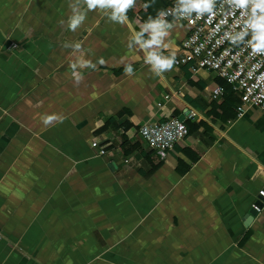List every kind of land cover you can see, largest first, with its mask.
<instances>
[{"label":"crops","instance_id":"obj_1","mask_svg":"<svg viewBox=\"0 0 264 264\" xmlns=\"http://www.w3.org/2000/svg\"><path fill=\"white\" fill-rule=\"evenodd\" d=\"M73 3L0 0V264H264V210L249 215L264 111L237 117L212 100L213 72L157 76L131 41L143 1L126 25L81 4L75 32ZM186 34L171 30L163 54L177 57ZM81 58L105 64L76 83ZM184 112L188 136L158 159L140 127ZM52 114L62 122L45 125Z\"/></svg>","mask_w":264,"mask_h":264},{"label":"clouds","instance_id":"obj_2","mask_svg":"<svg viewBox=\"0 0 264 264\" xmlns=\"http://www.w3.org/2000/svg\"><path fill=\"white\" fill-rule=\"evenodd\" d=\"M81 4L86 6L87 11L103 10L111 21L126 25L129 23L127 14L137 6V0H74L71 5L73 15L68 24L70 31L75 32L79 29L87 18V11H78ZM151 6V3H145L143 8L147 10ZM168 17L172 19L169 20ZM200 20H204L206 24L216 22L212 29L213 34L225 29L218 43L227 41L232 47L240 49L238 56L246 51L249 58H264V0H175L173 7L159 9L155 17L149 16L140 26V31H134L131 41L144 50L145 63L160 76L172 70L176 64L174 52L170 55L163 54V50L169 48L165 40L170 36L171 30L182 21H187L188 25H195ZM64 47L79 52L81 57L84 55L80 43H66ZM228 54L229 50L226 49L223 55ZM97 63L104 65L105 61L101 58ZM97 63L83 58L72 63L70 67L75 82L79 83L83 79L78 69L95 70ZM125 72L128 75L134 74L131 65L125 67ZM53 122H62V117L52 114L43 118L45 125Z\"/></svg>","mask_w":264,"mask_h":264},{"label":"built area","instance_id":"obj_3","mask_svg":"<svg viewBox=\"0 0 264 264\" xmlns=\"http://www.w3.org/2000/svg\"><path fill=\"white\" fill-rule=\"evenodd\" d=\"M174 4L175 1L167 8L173 7ZM168 19L171 20L172 17ZM218 19L219 17L217 22ZM215 23L206 24L204 20H200L195 25H188L187 21L180 22L187 27V34L181 42L180 54L176 57L174 66H187L192 71L206 70L215 73L238 95L239 103L235 107L237 117L248 108L264 111V58H249L246 51L238 56L240 49L232 47L227 41L218 43L225 29L213 34ZM226 49L229 50V54L223 55ZM224 94V87L218 85L212 89L211 99L217 101ZM161 105L157 103V107ZM188 119H193V115H189ZM185 120L171 118L160 123H147L140 127L138 133L156 157L164 159L168 149L188 136L189 130ZM103 153L104 151H101V154ZM251 209L256 214L264 210V190L259 191Z\"/></svg>","mask_w":264,"mask_h":264},{"label":"trees","instance_id":"obj_4","mask_svg":"<svg viewBox=\"0 0 264 264\" xmlns=\"http://www.w3.org/2000/svg\"><path fill=\"white\" fill-rule=\"evenodd\" d=\"M144 3H151L152 6L149 7L147 10H145L144 8H142L139 12L135 13L133 18H132V22L134 24V28L136 29V31H140V26L148 19L149 16H153L155 17L157 11L159 9H166L172 2L169 0H141ZM224 89H225V94L223 95V102L225 103V105L229 108L231 107H236L237 104L239 103V97L236 93H234L231 90V87L226 84L224 81L220 83ZM230 118L234 117V116H229ZM188 130L189 128H191V125L189 124V122H185Z\"/></svg>","mask_w":264,"mask_h":264},{"label":"water","instance_id":"obj_5","mask_svg":"<svg viewBox=\"0 0 264 264\" xmlns=\"http://www.w3.org/2000/svg\"><path fill=\"white\" fill-rule=\"evenodd\" d=\"M187 115H188V113H187V112H184V113H183L180 117H178L177 119H178L179 121H184ZM251 210H252V211H251V213H250L249 215L256 214V213L254 212L253 209H251Z\"/></svg>","mask_w":264,"mask_h":264}]
</instances>
